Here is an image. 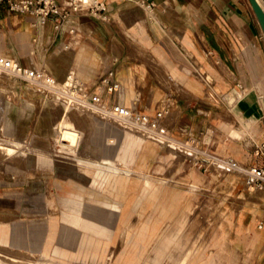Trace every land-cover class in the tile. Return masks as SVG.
Masks as SVG:
<instances>
[{
  "label": "crops",
  "instance_id": "1",
  "mask_svg": "<svg viewBox=\"0 0 264 264\" xmlns=\"http://www.w3.org/2000/svg\"><path fill=\"white\" fill-rule=\"evenodd\" d=\"M99 1L105 18L71 13L41 20L0 3V56L42 68L59 83L77 79L87 102L98 96L103 107L120 105L144 115L165 129L170 142L159 145L99 116L79 114L71 122L49 96L15 100L18 89L10 97L0 90V134L14 141L0 143L37 152L30 172L0 163V220L10 215L0 224L14 226L17 238L4 245L16 253L0 251V264H15L25 254L41 264H178L183 258L187 264H264L263 254L253 261L234 256V240L248 249L236 233H229L231 243L212 261L205 253L224 235L213 247L208 239L205 253L184 256L198 243L200 198L206 194L211 204L222 182L216 179H234L221 176L213 162L203 165L200 152L264 166V158L254 154L257 146L264 149V38L248 0H149L151 8L138 0ZM103 80L117 82L118 90L108 93ZM226 119L246 136H232L235 127ZM53 135L66 154L45 155ZM191 142L198 145L193 155L171 146ZM162 152L175 160L176 173H167ZM35 189L40 203L33 200ZM259 194L260 211L249 207L252 215L244 224L243 208L241 227L248 237L258 234L254 249L260 254L264 193ZM12 196L21 201L14 216L6 212ZM185 234L187 243L178 250ZM229 250L233 257L224 260Z\"/></svg>",
  "mask_w": 264,
  "mask_h": 264
},
{
  "label": "rangeland",
  "instance_id": "2",
  "mask_svg": "<svg viewBox=\"0 0 264 264\" xmlns=\"http://www.w3.org/2000/svg\"><path fill=\"white\" fill-rule=\"evenodd\" d=\"M62 1H63V4H62L61 8H68L67 4L65 3V0H62ZM14 78L20 83V89H21V90H19V92H17V94H16L17 97L15 100H20L22 98H25V97H27V94L43 96L44 92H46L44 90L36 91L37 93L30 91L29 89H27V87L30 86L27 81L21 80V79L17 78L16 76H14ZM0 90L2 92H4V94L2 92H0V93L5 95L6 97H8V96L10 97L13 94V89H11L10 85L9 86L6 85V80L2 77L0 79ZM21 96H22V98H21ZM241 96H242V94H241ZM67 116L69 117L71 122H72L73 116L80 117V115L77 114L76 112H74L72 114V112H70L69 110H67ZM224 121L231 124V125L233 123V121H232V123H230V121L228 119H226ZM73 127H74V125H73ZM232 127H235V128H233L234 130L232 132V136H238V135H242L243 137L246 136L247 133H246L245 129L238 130V128L235 124L232 125ZM57 133H58V135H57L56 140L59 143L60 131H58ZM58 136H59V138H58ZM65 137L67 139H70L73 142V136L68 135ZM0 140L14 142L12 140L5 139L1 134H0ZM54 142H55V135H53L51 137V139L48 141L47 149H49V151L45 152V155L52 156L55 154H57V155L66 154V153H64V151H67V150H63L62 148L57 147L56 146L57 144L55 145ZM191 146L193 147L194 150H197V147H198L197 143H196V145L191 144ZM167 151H168V149H167ZM36 153L37 152L34 151L33 148H30L28 145H23V144H12L11 145V144L0 143V160H2V162H0V163H3V164L7 163L8 165H11L12 167L14 166V164L20 165V166L22 165V168L25 169L26 171H29V172L32 169V167H30V166L34 164V155H36ZM41 154H44V152H41ZM201 154L204 155L202 157V160L200 159V161H202V163H204L203 165L207 164V162L209 163L212 161L214 163V162L219 160V158L213 156V154H214L213 152L212 153L200 152V155ZM166 155H167V152H165V153L162 152V163L167 164V168H168L167 173L174 174V173H176L177 165L175 162H172L174 159L165 158ZM207 157L209 158V160H207ZM5 159L7 162L3 161ZM29 160H30V162H29ZM209 165L212 166L211 163ZM2 167H3V165L0 166V173L3 170ZM213 167L217 169L216 166L213 165ZM216 171L221 176H223L224 174H230L233 176L231 178H234V179H227L226 183L230 182L229 184L228 183L227 184L222 183L223 182L222 179H220V180L216 179V183L218 181H222V182L221 183L218 182L215 185V187H216L215 191H214L215 199L213 198V201L211 200V204L210 203L208 204L207 199L204 198V196H206V194L200 198V200H199L200 204H199V208H198L199 214H198L197 218L195 217V222H194L198 228V243L196 244L194 242L193 245L187 247L185 249L184 256H189L187 259H190V257L199 256L200 253L201 254L205 253L204 247H206V242L208 239H210L209 246L212 245V247H213L214 245H216L217 241H219V235H224V238L222 239V241H220L218 243V246L214 250H211L210 248H208L209 250L206 251V253H205V256L210 257L211 258L210 261H212V259H214L215 255L219 252V250L222 248V245L226 241L229 240L231 243L229 233L230 234L236 233L238 236L241 235L242 238L244 239V241H246V243L248 245V249H245L242 246L240 247L239 242L234 240L232 242L233 244L231 246V249H232L234 256H246L249 258V261H253V258L255 256H258L261 254L264 255V252L260 253V254L255 252L254 245H255V241L258 237V234L254 233L251 237H248L245 235L246 233L245 234H244V232L242 233V227H241V225H242L241 221H242V215H243L242 210H243V208H247L246 212L243 215L244 224H245L250 220L251 215H252L251 214L252 209L249 210L248 208L249 207L252 208V206L257 207V205L261 204L259 193H262V191H253V190L248 189V188H246L247 189L246 190L242 185V182H243L242 178L243 177H241V175H239V174L237 175L235 173H231L229 171H224V170L223 171L222 170L221 171L216 170ZM44 182L46 184H48L47 179ZM164 185H165L164 180H162V188ZM196 187L197 186L195 184H190V186H189V188L192 190H196ZM87 188H88V190H91V191H96V190H99V191L103 190L104 191L105 190V189L97 188L96 186H92V185H90ZM36 189L31 191L33 198H34ZM33 200L37 203L41 202V200H40V202H39V200L36 201L35 198ZM20 202L21 201L19 200V198L12 196L10 199H8L6 201V204H8V210L6 212L11 214V216H14L16 214L17 207L20 205ZM257 208L260 211L261 206L257 207ZM227 209H230V210L227 211L226 213H223L222 210L226 211ZM3 212H5V211H3ZM259 216H260V214H259ZM9 217H10V215H9ZM193 218H194V215L192 216L191 220H193ZM7 219L3 218L1 220L6 221ZM259 221H260V219H259ZM213 224L215 225V227H213L214 229H211V225H213ZM225 228H227V231L225 230ZM193 237H194V233H193ZM188 238H189V235L185 234V237L181 240V242H179L180 248L178 250H180V249L182 250V247L186 245ZM16 239L17 238H16L15 233H14V226L11 227L10 225L6 226V225L0 224V251L1 252L8 251L10 253H16L15 252L16 250H13L11 248L9 249L8 246L4 247V245H8L11 240L14 241ZM263 240H264V238H263ZM162 244H164V243H162ZM207 246H208V244H207ZM164 248L165 247H162V254H163ZM175 251L172 253V256L174 255ZM211 251H214V253L212 254ZM233 254L231 253V250H229L226 253L224 260L233 257ZM157 255H159V253H157ZM17 256H18L19 262L15 263V264H41L42 262H44L41 259H39L38 257L30 256V255H26V254H25V256L24 255H17ZM186 261L187 260L183 258V260L178 264H187ZM218 261H222V260H218ZM47 264H52V263H47ZM247 264H251V263L248 262Z\"/></svg>",
  "mask_w": 264,
  "mask_h": 264
},
{
  "label": "built area",
  "instance_id": "3",
  "mask_svg": "<svg viewBox=\"0 0 264 264\" xmlns=\"http://www.w3.org/2000/svg\"><path fill=\"white\" fill-rule=\"evenodd\" d=\"M65 1L68 8H61L62 5H59L58 0H0V3H6L9 9L12 11L29 14L35 17H40L41 20H44L46 17H48L51 14H55L59 18H61L62 16L65 18L68 17L69 14L71 13L88 14L100 18L101 17L105 18V16L103 15L105 11V5L99 0H90V1L79 0L78 2L80 3L79 5L81 6L79 8H75L74 6L76 4L75 0H65ZM138 1L140 3H144L147 8L152 7V3L149 0H138ZM0 62H2V65L5 68L10 69L14 73L13 77L16 76L17 78L27 82L28 81L39 82V83L44 82L43 81L44 76L34 71L25 69L13 58L2 56L0 57ZM47 79L53 81L52 78L51 79L47 78ZM102 82L104 83L106 91L108 93H113L117 91L119 88L118 83L115 81L109 80L108 82H106V80H103ZM56 86L58 85L56 84ZM82 89H83L82 84L80 82L77 83V85L74 87V90H76V92L82 91L83 94L86 96V93H84ZM37 90L42 91L41 88H37ZM43 90L46 91L44 92L45 96H50L48 89H43ZM85 96L84 99L86 100ZM90 102L92 104L97 105V107H100L104 110H108L111 116L116 117L123 122L124 121L127 122L134 121L138 123L143 122L153 126L154 129H157V123L155 121H150L146 116L138 113H134L132 110L126 107H122L120 105L103 107L104 105L101 104L100 98L98 96H92ZM254 154L256 156L261 155L264 158V149L262 147L257 146L254 151ZM226 161L228 162L229 165L227 170H230L231 168L233 169L238 168L239 170L242 169V172L244 173V176L242 178L243 185L246 188L255 189V190L258 189L264 193V166L260 167L257 165H253V166L239 168V164L236 161L232 159H228Z\"/></svg>",
  "mask_w": 264,
  "mask_h": 264
},
{
  "label": "bare ground",
  "instance_id": "4",
  "mask_svg": "<svg viewBox=\"0 0 264 264\" xmlns=\"http://www.w3.org/2000/svg\"><path fill=\"white\" fill-rule=\"evenodd\" d=\"M76 4L74 5L75 8H79L81 7L79 4V0H75ZM86 1H90V0H86ZM258 4L261 6V8L264 11V8L262 7V5L260 4L259 0H257ZM66 3V1H65ZM249 5L250 2L248 1ZM252 12L255 16V19L259 25V21L254 13V10L252 8V6L250 5ZM260 27V25H259ZM262 36L264 38V33L260 27ZM2 57V56H0ZM8 57V56H7ZM12 58V57H10ZM14 59V58H13ZM16 60V59H15ZM17 61V60H16ZM18 62V61H17ZM19 63V62H18ZM27 70L30 71H34L42 76H44L43 81L44 82H29V85L27 89H29L30 91H33L35 93H37L36 91L37 88H41L43 89H48L49 90V98L54 102V103H59L65 110V112L67 113V109L66 107L69 108L70 112H76L78 114H85L87 115H92V116H99V117H103L109 121H111L114 125H116L117 127H120L122 129H127V130H131V132L133 131L134 133H136L137 135L143 137V138H149V139H153L155 140L159 145H167L170 141H169V137L166 134L167 132L165 131V129L162 128V126L157 125V129H154L153 126L148 125L147 123H138V122H134V121H121L120 119L113 117L110 115L108 110H104L100 107H97V105L92 104L87 102L84 99V96H80V94L78 92H76V90H74V87L77 85V83H79V81L77 79H69L67 78L65 82L63 83H59L57 82L51 75H49L44 69H38V70H34V69H29V68H25ZM13 72L10 69L5 68L2 65V62H0V79L1 77L4 78L6 80V85H10L11 89H18L20 90V83L13 77ZM47 78H52V80H48ZM57 82V83H56ZM31 83V84H30ZM56 84L58 86H56ZM35 86V87H33ZM37 87V88H36ZM191 144H194L193 142L191 143H183L182 146L176 145V144H171V146L175 147V149L179 150V151H184L186 154L188 155H193L195 154V150L193 149V147L191 146ZM196 145V144H194ZM4 148V147H3ZM219 158V157H217ZM228 159H232V158H228ZM228 159H224V158H219L218 161L214 162V166L217 167V170L219 171H229L231 173H235V174H239L241 175V177L244 176V173L242 172V169H233L231 168L230 170H227V168L229 167L228 162L226 160ZM234 161H236L239 164V168H243L246 167L244 165H242V163H240L239 161L232 159ZM212 162V161H211ZM250 189V188H248ZM253 191H261L258 189H251Z\"/></svg>",
  "mask_w": 264,
  "mask_h": 264
},
{
  "label": "water",
  "instance_id": "5",
  "mask_svg": "<svg viewBox=\"0 0 264 264\" xmlns=\"http://www.w3.org/2000/svg\"><path fill=\"white\" fill-rule=\"evenodd\" d=\"M252 6L254 13L259 21V25L264 33V11L258 4L257 0H248Z\"/></svg>",
  "mask_w": 264,
  "mask_h": 264
}]
</instances>
